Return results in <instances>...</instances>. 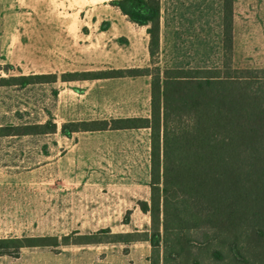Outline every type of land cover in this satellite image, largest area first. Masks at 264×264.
Instances as JSON below:
<instances>
[{"label": "rangeland", "instance_id": "obj_1", "mask_svg": "<svg viewBox=\"0 0 264 264\" xmlns=\"http://www.w3.org/2000/svg\"><path fill=\"white\" fill-rule=\"evenodd\" d=\"M81 1L106 5L113 0ZM222 2L160 0L159 46L153 59L149 56L147 69L220 68ZM57 10L55 0H0V79L46 76L45 54L51 50L52 69H57L56 75L33 80L25 88L0 86V130L17 128L12 132L17 133L26 126L46 123V94L50 95L55 77L61 81V72L67 69L61 66V50L74 54L78 48L76 40L64 43L58 35ZM73 26L71 23L69 32ZM146 29L141 28L149 43ZM232 65L264 69V0H233ZM45 141V134L0 136V169L6 171V177H13L8 174L12 167H20L15 168L17 173L23 167L38 169L37 185L31 187L36 192L32 212L6 218L7 235L38 239L28 243L36 247L20 249L17 258H84V264H264V258H231L215 243H208V233L207 239L201 233L187 235L192 240L189 244L171 239L177 256L174 248L166 250L163 244L152 248L150 217L140 207L145 199L149 204L150 190L146 182H136L142 178L143 168L137 175L136 168H117V178H124L121 172L131 171L130 181L86 184L79 198L72 200L64 196L66 192L55 191V184H44ZM20 226L29 231L20 233ZM216 251L221 252L220 258L214 257Z\"/></svg>", "mask_w": 264, "mask_h": 264}, {"label": "trees", "instance_id": "obj_2", "mask_svg": "<svg viewBox=\"0 0 264 264\" xmlns=\"http://www.w3.org/2000/svg\"><path fill=\"white\" fill-rule=\"evenodd\" d=\"M222 4L220 68L64 74L61 81L148 76L151 115L146 120L69 123L61 134L150 129V197L140 207L150 217L152 248L163 244L172 249L175 242L191 243L187 235L201 233L207 239L208 233V243L231 258H264V69L233 67V0ZM109 5L130 23L147 28L153 59L159 46L160 0H113ZM43 77L0 79V86L25 88ZM2 129L0 136H26L52 133L56 126L47 121L17 133H12L17 128ZM37 240H0V256L17 258L20 249L36 247L28 243ZM213 254L221 257L219 251Z\"/></svg>", "mask_w": 264, "mask_h": 264}, {"label": "crops", "instance_id": "obj_3", "mask_svg": "<svg viewBox=\"0 0 264 264\" xmlns=\"http://www.w3.org/2000/svg\"><path fill=\"white\" fill-rule=\"evenodd\" d=\"M55 6L60 17L58 35L64 43L76 40L74 45L78 46L74 54L65 53L64 48L61 50V66L67 67L61 74L149 67L148 40L141 30L145 27L124 20L127 18L116 7L85 4L81 0H55ZM120 14L122 16H118ZM71 23L75 27L69 32ZM45 55V75H56L57 69H52L53 51ZM51 87L50 95L46 94L45 119L51 121L56 130L45 134V186L55 184V191L66 192L64 196L77 200L86 184L130 181L131 171L121 172L124 178H117V168H136V175L143 168L142 178L136 182H146L149 187L150 129L77 132L67 137L61 134V127L78 122L149 119L150 77L56 80ZM15 168L20 167H12L13 171L8 172L12 178L6 177V171L0 169V240L21 238L6 234L10 231L6 218L12 213L28 215L35 207L32 199L36 192L31 187L37 185L34 178L38 169L23 167L17 173ZM144 202L148 203L146 199ZM18 231L29 230L20 226ZM0 264H84V258L0 257Z\"/></svg>", "mask_w": 264, "mask_h": 264}]
</instances>
